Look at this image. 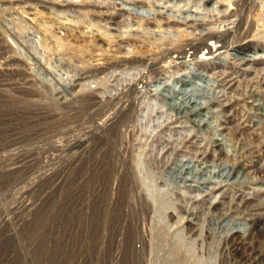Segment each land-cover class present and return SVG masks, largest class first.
I'll return each mask as SVG.
<instances>
[{
  "label": "rangeland",
  "instance_id": "1",
  "mask_svg": "<svg viewBox=\"0 0 264 264\" xmlns=\"http://www.w3.org/2000/svg\"><path fill=\"white\" fill-rule=\"evenodd\" d=\"M0 264H264V0H0Z\"/></svg>",
  "mask_w": 264,
  "mask_h": 264
},
{
  "label": "bare ground",
  "instance_id": "2",
  "mask_svg": "<svg viewBox=\"0 0 264 264\" xmlns=\"http://www.w3.org/2000/svg\"><path fill=\"white\" fill-rule=\"evenodd\" d=\"M179 1V0H178ZM201 2V1H200ZM185 6V5H184ZM184 8V7H183ZM119 9V8H118ZM214 9V8H213ZM153 11V10H152ZM162 11V10H161ZM206 12V11H205ZM193 16V15H192ZM194 17V16H193ZM107 19V18H106ZM202 19V18H201ZM201 19H199V18H196V17H194V19H193V21L194 22H197V23H204L203 22V20H201ZM112 20V19H111ZM192 20V19H191ZM35 21V20H34ZM108 21V20H107ZM249 26V25H248ZM107 28V27H106ZM173 28V27H172ZM169 29L170 31H168L167 33L169 34V35H171V36H173V37H177V35L179 34V32H176V30H173V29ZM156 28H154L153 29V31L155 30ZM150 30H151V28H150ZM165 30V29H164ZM48 30H45V35L46 36H49L50 34H49V32H47ZM156 31H157V29H156ZM160 31V30H159ZM152 32V31H151ZM111 33H113V32H111ZM150 33V32H149ZM156 33V32H155ZM206 34V33H205ZM205 34H203L202 33V35H204V36H206ZM52 35V34H51ZM116 35V34H115ZM180 35H181V33H180ZM113 36V35H112ZM117 36V35H116ZM159 37H161V36H159ZM48 38V37H47ZM46 38V39H47ZM205 38H207V36L205 37ZM211 39L213 38V37H210ZM209 38V39H210ZM204 39V38H203ZM159 39H157V41H158ZM174 40V39H173ZM214 40L212 39V41H210V43H208L207 44V49H209V51H213V50H216V48H215V44L217 43V42H213ZM176 45V44H175ZM164 48V47H163ZM192 48V47H191ZM185 51H186V48H185ZM176 53H179V54H176ZM175 57H176V59L177 60H181L182 58H184V56H183V52H181V51H175ZM173 58V57H172ZM176 62H179V61H176ZM156 64V63H155ZM148 69V68H147ZM146 82V81H145ZM149 82V81H148ZM182 102H184L185 104H180L179 102L176 104V109H178L179 111H182V110H184V112H185V110L186 111H188V110H192L193 109V107L195 106V103H194V100H188V99H186V98H183V101ZM198 104V103H197ZM183 113V112H182ZM226 130V129H225ZM228 130V129H227ZM219 145V144H218ZM214 154V153H213ZM204 160V159H203ZM226 184V183H225ZM210 188V187H209ZM213 189V188H212ZM224 193V192H223ZM251 204V203H250ZM258 246V245H257ZM256 246V247H257ZM251 250V249H250ZM236 255V254H235ZM243 261V260H242Z\"/></svg>",
  "mask_w": 264,
  "mask_h": 264
}]
</instances>
